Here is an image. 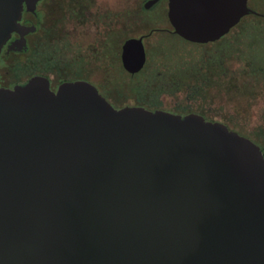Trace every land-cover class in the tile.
I'll return each mask as SVG.
<instances>
[{
    "label": "water",
    "instance_id": "obj_1",
    "mask_svg": "<svg viewBox=\"0 0 264 264\" xmlns=\"http://www.w3.org/2000/svg\"><path fill=\"white\" fill-rule=\"evenodd\" d=\"M38 1L0 0V52ZM253 13L168 0L174 32L196 43ZM121 58L140 72L142 38ZM0 264H264L263 152L197 113L117 108L85 80L0 87Z\"/></svg>",
    "mask_w": 264,
    "mask_h": 264
},
{
    "label": "flooded vegetation",
    "instance_id": "obj_2",
    "mask_svg": "<svg viewBox=\"0 0 264 264\" xmlns=\"http://www.w3.org/2000/svg\"><path fill=\"white\" fill-rule=\"evenodd\" d=\"M147 1H144L140 6L142 16H145L148 11L158 9L162 3H166V7L160 9L166 11L158 16L159 25L153 26L149 32L138 37L124 38L123 36L121 39H116L115 35V13H111L109 9H99L101 8L98 7L99 0H39L33 11H28L24 6L20 24L29 31L23 36L19 32H13L4 44L0 52V87L13 89L16 85L25 84L34 76H42L48 79L50 88L57 91L59 86L65 82L85 80L94 85L99 93L109 101L108 94L111 92V87H113L114 70L118 68L127 76H136L147 69L151 58L146 40L157 33L179 37L185 42L193 44L185 45L180 41H171L175 44L173 49L175 48L174 50L177 52L175 54L172 52L173 55L169 57V60L166 59L167 57H160L157 60L159 64L155 66L167 64L169 67H173L177 64L176 66L184 67V63H186L189 70L188 76H190L189 93L196 94L199 89L203 88L204 97L206 96L205 100L212 98L213 101L215 99L213 93L219 92L222 94L221 92L227 89L226 86L220 85L222 77L225 79L226 76L231 74V77L234 76L238 81V76L242 75V49L236 42L242 28L239 27V24L249 15L264 19V10H261L258 6H249L248 0V6L256 13L243 17L237 25L218 40L208 43H196L187 41L174 32V28L168 19V0H159L149 8L145 7ZM256 1L260 3L259 0ZM261 2L263 1L261 0ZM163 17L166 20L165 24L160 23ZM130 19L127 14H123L122 17H118V26L128 25ZM83 24L93 27L100 26L96 33L95 42L86 47L82 46L81 39H77L78 35L75 31ZM245 25L250 27L259 26L264 31V22L250 21L243 26ZM130 38H142L146 50L145 65L140 72L135 74L125 70L121 58L122 47L126 40ZM21 41H25V45H22ZM234 43L238 45L231 49V45ZM177 46H180V50ZM164 47L166 48V46ZM181 48L182 50H188L183 53ZM195 50H200L201 53L194 55L192 52H195ZM83 55L90 57L88 60L90 64L101 62V68L107 76L103 83L94 79L95 70L93 68L84 67ZM21 57H26V64L23 67L20 66ZM230 57L234 59L237 67L229 66L227 60ZM249 68L250 65L247 66L246 74ZM23 69L25 70L23 71ZM148 72L150 73V71ZM259 76V78L264 79V71ZM189 113H197L204 116L206 120L224 123L229 129L251 139L260 147L264 155V135L261 134L260 129L253 130L250 133L241 132L238 129H232L231 122L222 119H211L199 111L178 114L186 115Z\"/></svg>",
    "mask_w": 264,
    "mask_h": 264
},
{
    "label": "rangeland",
    "instance_id": "obj_3",
    "mask_svg": "<svg viewBox=\"0 0 264 264\" xmlns=\"http://www.w3.org/2000/svg\"><path fill=\"white\" fill-rule=\"evenodd\" d=\"M144 1L146 0H99L98 7H101L99 9H109L111 13H115L116 39H121L123 36L124 38L138 37L141 34L149 32L153 26L159 25L158 16L160 13L166 11L160 9H162V7L165 8L166 3H162L158 9L148 11L145 16H142L140 6ZM259 1L260 3H257L256 0H249V6H258L261 10H264V0H262L263 2H261V0ZM123 14H127L131 18V21L128 25L125 24L123 27H119L118 17H122ZM250 21L264 22V19L249 15L239 24V27L242 28L240 29V35L237 37L238 41L236 42L242 49V75L238 76V81H236L237 78H234V76L231 77V74L226 76L225 79L222 77L220 79V85L226 86L227 89L221 92L222 94L219 92L216 93L219 95L213 93L212 95H215L213 101L212 98H209L210 100H205L206 96L204 97V94H199L197 96L194 94V98L189 99L187 90L179 91L171 95L162 94L160 97L163 103L161 109L178 113V107L182 108L188 106L190 109L189 111H199L211 119H222L231 122L232 129L234 128L241 132L244 131L248 133L260 129L261 134L264 135V79L259 78V75L264 71V31L261 30L259 26H243L246 22L248 23ZM160 23H166L164 17ZM120 26H122V24H120ZM99 29L100 26L93 27L83 24L75 30L78 35L77 39H81L83 43L82 46L86 47L95 42L96 33ZM173 40L180 41V43L185 45H193L185 42L179 37L177 38L165 33L154 34L146 40V46L151 58L147 68L148 71L154 69V67L159 64L157 60L160 57H165L164 51H166L168 56H172V52L174 54L177 52L174 50L175 48L173 49L175 46V44L171 42ZM237 43L231 45L232 48L231 46L229 47L233 49L238 45ZM163 45L166 46V48ZM177 48L180 50V46H177ZM226 48H228V46H226ZM82 49L84 50V48ZM187 50L188 49H184L182 52H187ZM192 53L196 55L201 53V51L195 50V52ZM21 58L20 66L23 67V65L26 64V57ZM89 58V56L85 57L83 55L84 67L93 68L95 70L94 79L103 83L107 76L101 68V62H93V64H90L88 62ZM227 63L231 67H237V64L231 57L227 60ZM246 65L248 67L250 65L247 74L245 72L247 70ZM24 70L25 69H23V71ZM146 73L147 71H145L143 75H139L133 79L116 68L112 78L113 87H111V92L108 94L109 101L117 108L123 106H143L136 104L135 100L138 95L133 89H140V83H142ZM232 81H234V83H232ZM219 88L221 89V87Z\"/></svg>",
    "mask_w": 264,
    "mask_h": 264
},
{
    "label": "trees",
    "instance_id": "obj_4",
    "mask_svg": "<svg viewBox=\"0 0 264 264\" xmlns=\"http://www.w3.org/2000/svg\"><path fill=\"white\" fill-rule=\"evenodd\" d=\"M164 53L165 57H167L166 59L169 60L170 55L168 56L166 51ZM176 65L169 67L167 64H162L158 67H154V69H150V73L145 69L136 76H130L135 79L137 76L143 75L144 72L147 71L146 75L143 77L142 83H140V89H133L138 95L135 100L136 104L146 106L150 109H158L163 106L162 100L160 99L162 94L171 95L183 90L188 91L187 95L189 99L194 98V94L189 93L190 76H188L189 70L187 64L184 63V67ZM197 92L198 93L195 94L196 96L204 94L203 88L199 89ZM178 108V113H188L190 110L188 106L180 109Z\"/></svg>",
    "mask_w": 264,
    "mask_h": 264
}]
</instances>
